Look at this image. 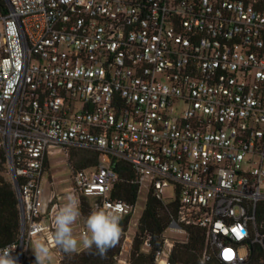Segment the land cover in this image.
I'll use <instances>...</instances> for the list:
<instances>
[{"label": "built area", "instance_id": "2783aa9c", "mask_svg": "<svg viewBox=\"0 0 264 264\" xmlns=\"http://www.w3.org/2000/svg\"><path fill=\"white\" fill-rule=\"evenodd\" d=\"M4 1L0 145L20 233L0 249L22 264L35 258L33 238L51 243L65 198L41 181L50 157L72 149L99 153L95 167L72 170L68 194L87 215L117 203L122 220L134 214L136 204L111 198L114 159L139 191L176 203L167 229L184 239L163 234L155 264H169L189 227L204 233L202 263L246 264L252 245L264 249V0ZM52 259L61 263L54 245Z\"/></svg>", "mask_w": 264, "mask_h": 264}, {"label": "trees", "instance_id": "16d2710c", "mask_svg": "<svg viewBox=\"0 0 264 264\" xmlns=\"http://www.w3.org/2000/svg\"><path fill=\"white\" fill-rule=\"evenodd\" d=\"M7 13L4 0H0V16ZM99 160V153L90 149H72L68 157V164L72 170L95 167ZM112 167L119 174V182L111 193L112 199L125 200L136 204L139 194V185L133 182L134 173L130 166L122 160L114 159ZM82 216L87 215V204L82 199ZM176 214V203L163 204L152 192H149L145 208L138 220L137 229L128 256V264H155V251L163 245V234ZM130 216L121 221L122 235L119 242L112 247L104 257L92 251L81 250L76 253H64L61 249L60 264H116L117 256L124 233L127 231ZM258 223L264 232V203L258 206ZM188 238L174 245L169 264H228L216 257L202 263L205 249V237L201 229L189 227ZM20 233V214L17 198L12 181L8 173L7 158L4 149L0 146V247L7 246L18 240ZM149 238L150 250H142L143 244ZM22 264H35V258H25ZM246 264H264V249L252 245L249 261Z\"/></svg>", "mask_w": 264, "mask_h": 264}, {"label": "clouds", "instance_id": "9594fccd", "mask_svg": "<svg viewBox=\"0 0 264 264\" xmlns=\"http://www.w3.org/2000/svg\"><path fill=\"white\" fill-rule=\"evenodd\" d=\"M123 210L122 203H117L112 208L97 206L84 218L83 228L76 234L77 221L82 216L80 201L74 194H68L66 203L55 211L51 243L39 236L31 241L35 264H49L52 245L68 254L80 249H95L94 254L104 257L121 238ZM13 251L11 246L0 249V264H18Z\"/></svg>", "mask_w": 264, "mask_h": 264}, {"label": "rangeland", "instance_id": "374dc122", "mask_svg": "<svg viewBox=\"0 0 264 264\" xmlns=\"http://www.w3.org/2000/svg\"><path fill=\"white\" fill-rule=\"evenodd\" d=\"M2 29V22L0 21V30ZM1 146V145H0ZM71 176L72 169L68 164V159L64 153H59L54 156H51L49 159V169L42 177V187L45 189V194L50 195L52 190H55L57 194H62L63 198L62 204L66 203V197L71 190ZM50 177L53 179V187L50 186ZM148 191L145 187H142L138 194V199L135 206L134 214L130 217L129 224L127 227V231L124 233L123 240L120 246V252L117 256V259H128L130 249L133 243V239L135 236V232L137 229L138 220L145 208L146 199H147ZM164 198L167 202L171 201L173 198V191L171 188H166L164 191ZM63 206V205H62ZM78 223L76 234H78ZM165 236H175L177 239H184V235L173 233L170 229H167L164 233ZM185 241V240H184ZM80 249L78 251H81ZM50 264L56 263L55 259H51ZM116 264H120L119 260H117Z\"/></svg>", "mask_w": 264, "mask_h": 264}]
</instances>
